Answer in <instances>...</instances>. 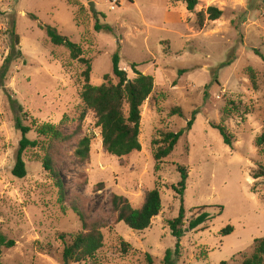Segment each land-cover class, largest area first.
I'll list each match as a JSON object with an SVG mask.
<instances>
[{"label":"rangeland","instance_id":"obj_1","mask_svg":"<svg viewBox=\"0 0 264 264\" xmlns=\"http://www.w3.org/2000/svg\"><path fill=\"white\" fill-rule=\"evenodd\" d=\"M197 1L188 12L176 0H0V233L14 242L0 247L1 264H64L60 236L68 242L82 231L73 208L86 224L99 223L103 235V247L78 264H148L146 255L162 264L165 251L174 252L177 243L166 222L178 216L181 205L186 221L201 212L212 219L204 229L184 233L176 264H240L252 254L254 240L264 238V178H251L264 169V146H255L264 127V0ZM209 6L222 16L199 29L196 14ZM39 23L79 46L91 66L92 86L106 83L105 75L117 83L111 71L115 54L129 79L135 77L131 64L153 78L141 107L139 152L107 154L94 114L86 112L78 121L85 66L53 46ZM9 55L13 60L2 78ZM10 103L28 114L23 125L33 119L73 135L51 150L65 188L62 203L43 169L41 148L23 154L24 178L12 176L21 134ZM212 125L226 130L231 146ZM180 131L171 154L156 163L153 142ZM82 137L90 140L89 158L79 162L73 152ZM26 138L37 140L34 132ZM176 165L188 171L181 199L172 189L179 182ZM154 188L161 211L147 229L115 222L112 195L136 209ZM228 226L232 232L222 235Z\"/></svg>","mask_w":264,"mask_h":264},{"label":"trees","instance_id":"obj_2","mask_svg":"<svg viewBox=\"0 0 264 264\" xmlns=\"http://www.w3.org/2000/svg\"><path fill=\"white\" fill-rule=\"evenodd\" d=\"M125 1L131 2V0ZM176 1L184 3L188 12H193L198 4L197 0ZM221 16L222 12L220 10L216 7L209 6L204 11H200L196 14L197 26L199 29H202L206 21L214 22L219 20ZM31 17L33 20H36L34 16L31 15ZM38 26L44 30L53 46L64 47L69 52L70 60L79 61L85 66V69L81 73L83 86L79 93L81 113L78 121L84 119L86 112L94 114L96 125L100 129L102 148L107 154L122 158L132 153L139 152L141 149L138 141L140 135L141 107L152 93L153 78L141 74L137 70L138 65L131 64L130 70L135 77L129 79L127 73L118 67L119 58L118 55L115 54L112 58L111 71L112 75L117 79V83L115 85L110 83L109 76L105 75L103 79L106 83L100 86H92L89 83L91 66L87 60L81 58L82 50L79 46L59 35L54 28L48 25L39 23ZM100 29L102 28H99L97 25L95 26L96 31ZM103 29L109 31V28ZM17 44V37L15 36L14 45ZM255 53L259 55L257 51H255ZM17 55H19V53ZM12 60L13 57L9 55L5 60L6 66L1 67L2 78L7 71V65ZM262 60L264 62L263 58ZM124 106H126V112L123 110ZM11 107L14 111V127L21 134L14 165L11 169L12 176L18 179L24 178L26 176V170L22 159L23 154L29 149L41 148L44 151V157L42 159L43 169L52 177L53 181H55L56 188L58 189V200L62 203L64 200L65 188L59 174L53 168L51 150L55 144H64L68 142L73 135L65 136L56 126L49 123H37L33 119H31L30 126H25L23 122L28 117V114L23 111L21 106L11 104ZM172 113H177L181 116L179 110H174ZM191 126L192 119L187 122L186 130L189 131ZM212 127L219 130L224 144L231 146V138L229 134L226 133V130L221 126L212 125ZM30 132L36 134L37 140L26 138V135ZM182 134V131L177 133L166 132L161 134L159 141L153 142L154 145H158L153 154V159L156 163L161 162L171 154ZM89 146V138L82 137L78 140L73 152V156L77 161L83 162L88 160ZM255 146L257 148L264 146V127L261 134L255 139ZM176 171L179 174V182L176 186H173L172 189L181 199L185 191L188 171L184 166L179 165H176ZM251 178L253 180L264 178V169L260 168L258 171L252 172ZM110 206L112 214L115 216L116 223H123L127 228L133 231H143L150 226L151 221L157 217L161 211L160 194L157 188L146 192L143 203L136 209L132 208L124 197L112 195ZM201 208L205 209V207H200L197 208V210ZM218 209L219 212L217 215H221L223 208L219 206ZM72 211L78 216L82 231L72 236L68 242L64 240L63 236H60V240L63 244V259H66L68 264H78L85 262L87 259H92L103 247V235L101 233L102 227L99 223L95 222L88 225L81 212L76 208H73ZM211 219L212 217L208 212H201L191 217L189 221H186L184 219V209L181 205L178 216L166 222L171 236L177 243L174 252L170 250L165 251L162 264H176L179 258V243L184 233L186 231L197 230L198 228L204 229L203 225ZM231 232L232 228L228 226L221 231V234L228 235ZM13 246L14 242L12 240H7L0 233V247L7 249ZM123 246L126 248L129 247L125 243H123ZM146 261L148 264H152L151 257L148 255H146ZM220 264L226 263L221 262ZM240 264H264V238L254 240L252 254Z\"/></svg>","mask_w":264,"mask_h":264},{"label":"water","instance_id":"obj_3","mask_svg":"<svg viewBox=\"0 0 264 264\" xmlns=\"http://www.w3.org/2000/svg\"><path fill=\"white\" fill-rule=\"evenodd\" d=\"M89 7H90V10H91V12H95V9H94V5H93V3H89ZM64 264H68V262H67V260L65 259L64 260Z\"/></svg>","mask_w":264,"mask_h":264},{"label":"built area","instance_id":"obj_4","mask_svg":"<svg viewBox=\"0 0 264 264\" xmlns=\"http://www.w3.org/2000/svg\"><path fill=\"white\" fill-rule=\"evenodd\" d=\"M114 6H115V4H114ZM114 6H112V7H111V9H113V8H114Z\"/></svg>","mask_w":264,"mask_h":264}]
</instances>
